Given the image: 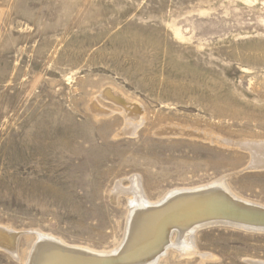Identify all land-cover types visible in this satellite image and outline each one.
I'll list each match as a JSON object with an SVG mask.
<instances>
[{
  "label": "rangeland",
  "instance_id": "1",
  "mask_svg": "<svg viewBox=\"0 0 264 264\" xmlns=\"http://www.w3.org/2000/svg\"><path fill=\"white\" fill-rule=\"evenodd\" d=\"M102 88L143 110L135 132L119 134ZM201 131L264 140V0H0V226L21 232L17 258L0 248V264H25L32 230L116 248L127 197L110 192L131 175L153 201L226 174L232 192L264 205V168H248L249 150ZM195 234L212 258L169 249L160 262L264 261V232Z\"/></svg>",
  "mask_w": 264,
  "mask_h": 264
},
{
  "label": "bare ground",
  "instance_id": "2",
  "mask_svg": "<svg viewBox=\"0 0 264 264\" xmlns=\"http://www.w3.org/2000/svg\"><path fill=\"white\" fill-rule=\"evenodd\" d=\"M111 95L110 88L101 89L100 96L118 105L121 112L125 127L122 126L119 134L130 130L135 132L138 123L145 120L143 110L131 99H125L120 92L115 98ZM90 109L98 115L110 114L109 110L102 108L96 101L90 105ZM182 128H178L176 132H193L188 131L187 127ZM197 134L219 145L249 150L248 168H264V140L239 142L209 131ZM228 176H219V179L207 184L172 188L153 201L145 196L138 175H131L128 186L125 187L121 180L117 181L111 189L110 199L114 202L117 195L125 194L127 211L123 239L116 248L106 251L70 245L56 236L32 230L36 239L27 254L25 264H162L160 261L169 249H175L179 256L199 255L201 262L212 258L210 253L198 251L195 244L197 231L228 225L252 232H264V205L232 192L226 181ZM20 233L10 227L0 226V248L15 259ZM247 261L249 264H264L259 259Z\"/></svg>",
  "mask_w": 264,
  "mask_h": 264
}]
</instances>
